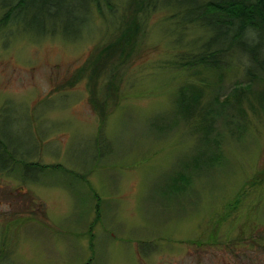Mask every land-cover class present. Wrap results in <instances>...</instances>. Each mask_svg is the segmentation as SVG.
Instances as JSON below:
<instances>
[{
	"label": "rangeland",
	"instance_id": "obj_1",
	"mask_svg": "<svg viewBox=\"0 0 264 264\" xmlns=\"http://www.w3.org/2000/svg\"><path fill=\"white\" fill-rule=\"evenodd\" d=\"M111 2L120 15L135 0ZM88 7L76 39L59 21L44 34L0 31V128L15 150L60 165L33 180L0 171V264H264V78L169 64L203 32L158 7L140 13L144 33L110 94L103 73L95 89L85 78L58 89L110 37L109 10ZM183 86L200 89L202 105L228 97L235 117L205 132L190 91L176 107ZM90 98L111 102L105 115Z\"/></svg>",
	"mask_w": 264,
	"mask_h": 264
},
{
	"label": "trees",
	"instance_id": "obj_2",
	"mask_svg": "<svg viewBox=\"0 0 264 264\" xmlns=\"http://www.w3.org/2000/svg\"><path fill=\"white\" fill-rule=\"evenodd\" d=\"M90 5L96 6L101 15L106 14L104 10H109L107 17L111 18L112 22L109 27L110 37L100 45L97 44L79 67L67 69L66 78L68 79L60 84L58 89L71 88L82 78H85L88 86L91 85L95 89L99 79L98 75L103 73L105 81L101 82L102 89L105 94H110L109 87L114 86L115 80L122 79L124 72L121 70L127 65L126 59L144 33L141 25L143 18L141 19L140 13H148L158 7L169 8L172 10V15L177 17L176 21L200 27L203 32L200 41L197 44L193 43L191 48L194 50L183 52L175 58L172 57L169 64L176 68L207 70L216 74L217 77L223 76L224 72L237 66L244 70L249 81L264 78V0H135L134 4L125 2L120 15H115L111 0H0L2 12L0 31L13 29L20 24L22 29H34L33 26H36L37 30L44 34L47 30L46 23L50 22L52 26H55L59 21L64 27L70 28L62 30L63 37L76 39L79 36L76 32L77 28L87 24V10ZM131 15L132 18H130ZM72 27L75 28L72 29ZM17 30L20 32L19 27ZM179 42L180 40H175V44ZM250 85L249 82L245 84L247 88ZM241 86L238 84L234 86V89H242ZM94 89L92 93L95 94ZM187 91L191 92V101H185L189 105L192 103L195 105L192 110H196L194 111L196 115L198 114L197 116L205 121L206 127L208 126L205 132L210 131L215 122L223 125L224 120L230 118L231 115L235 117L229 109L233 101H230L228 97L220 101L215 93L202 105L200 103L201 90L194 86H183L180 93L176 95L175 104L178 110L186 98ZM214 91L217 92L216 89ZM258 96L264 98V90ZM261 98L260 101H262ZM90 102L94 107L100 108L104 115L107 111V104L111 103L109 101L104 104L99 103L94 98H90ZM231 108L236 111L239 109V107L236 109L232 106ZM5 129H8L7 126L0 128L3 131H0V171L11 172L20 168L26 179L33 180L37 172L44 174L48 168L60 167L58 164H41L39 161H33L31 157L34 153L15 150L11 146V137ZM102 137L98 132L94 141L95 145L103 141ZM235 195L227 202L228 207L226 208L229 210L227 216L241 197L239 194ZM95 200L94 223L100 220L101 204L99 203L102 199L96 196ZM219 220L216 222L218 223ZM199 241L204 242L205 240L199 239Z\"/></svg>",
	"mask_w": 264,
	"mask_h": 264
}]
</instances>
